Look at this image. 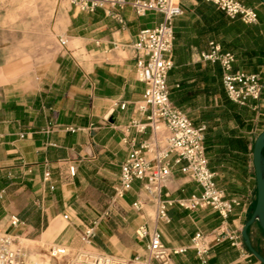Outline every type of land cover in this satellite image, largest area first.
<instances>
[{
	"label": "crops",
	"instance_id": "obj_1",
	"mask_svg": "<svg viewBox=\"0 0 264 264\" xmlns=\"http://www.w3.org/2000/svg\"><path fill=\"white\" fill-rule=\"evenodd\" d=\"M240 1L256 8L257 23L231 19L205 0L181 1L183 14L175 20L168 85L173 103L194 124L206 126V154L215 180L227 196L241 199L225 224L241 235L256 204L253 146L264 130V116L251 108L253 100L249 105L230 100L220 64L201 58L214 41L236 54V68L261 72L264 4L261 0ZM120 16L122 20L103 9L80 11L69 0H56L49 27L44 18L33 30L38 34L33 50L25 38L31 29L16 28L14 23L0 26L2 229L45 227L55 233L58 242L74 245L73 249L83 246L79 237L82 224L106 209L121 163L148 137L149 130L139 133L129 126L134 119L145 121L147 114L139 110L146 85L137 76V53L131 45L141 29L156 26L163 16L154 11L138 15L129 4L120 10ZM19 32L22 40L16 38ZM61 36L67 38L64 45ZM68 164L77 170L66 183L62 172ZM46 170L55 184L53 189L44 180ZM200 191L195 180L173 166L164 187L170 198ZM136 199L142 201L141 210L132 207ZM64 213H70L76 224L58 230L57 219ZM154 215L155 204L142 182L134 181L118 209L100 221L92 247L129 257L145 252L146 240L135 234L140 224L149 229L158 225L164 243L176 247L189 245L198 230L210 232L223 221L210 206L188 209L174 204L169 222L157 223ZM13 216L23 223L11 227ZM248 231L253 246L264 255V231L257 222ZM246 252L250 251L243 239L239 246L225 239L212 246L206 264H261ZM32 260L38 261V256ZM174 260L177 264L198 262L192 248L174 255Z\"/></svg>",
	"mask_w": 264,
	"mask_h": 264
},
{
	"label": "built area",
	"instance_id": "obj_2",
	"mask_svg": "<svg viewBox=\"0 0 264 264\" xmlns=\"http://www.w3.org/2000/svg\"><path fill=\"white\" fill-rule=\"evenodd\" d=\"M80 11L93 12L103 9L115 18L122 20L120 10L129 4L138 15L154 11L162 14V20L154 27L139 31L132 48L137 53V76L146 85L139 110L147 112L146 120H132L129 124L137 132L149 130V135L139 147H133L120 165V173L114 194L106 209L90 223L82 224L79 237L83 246L71 248L60 242H51L46 248L49 260L57 264L65 258L64 264H177L174 255L195 250L197 264H206L210 258L212 246L229 239L235 246L242 245L238 230L226 226V221L234 207L241 204L239 197L227 196L224 189L218 186L215 173L209 167L205 146L206 126L196 125L191 118L170 97L168 74L173 66L172 49L175 39V20L183 14L182 0H69ZM213 3L231 19H239L246 24L258 22L256 8L240 0H205ZM61 44H66V37H59ZM201 58L219 63L222 69V84L230 100L240 105H249L258 115L264 116V74L236 68V54L224 50L219 43L211 41L209 50L201 53ZM76 130L74 127H67ZM127 141V139H124ZM195 180L201 187L199 193L189 196L170 198L164 187L170 178L173 166ZM76 166L68 164L62 172V180L69 183L76 175ZM44 180H50V171L46 170ZM142 182L147 197L155 204L154 219L158 222H169V209L178 204L188 209L210 206L222 218V223L210 232L198 230L191 238L189 245L170 247L163 241V231L157 225L149 229L140 224L135 234L146 240L144 253L133 256H122L94 249L93 239L100 221L120 206L125 193L134 181ZM5 190L0 192V198ZM136 210L143 208L142 201L132 203ZM62 218L76 224L70 213ZM23 222L13 216L10 226L15 228ZM21 234L0 227V264H44L32 260ZM86 246V247H84ZM91 247V248H88ZM251 257V252H246Z\"/></svg>",
	"mask_w": 264,
	"mask_h": 264
},
{
	"label": "rangeland",
	"instance_id": "obj_3",
	"mask_svg": "<svg viewBox=\"0 0 264 264\" xmlns=\"http://www.w3.org/2000/svg\"><path fill=\"white\" fill-rule=\"evenodd\" d=\"M55 2L56 0H0V26H10L14 23L16 28L31 29L32 31L29 32L25 38L30 40L28 43L33 50V42L38 40V34L33 30L38 28V25L43 22L44 18H46V24L47 27H49ZM17 35L16 38L19 40L24 38L21 32ZM259 70L264 74V67ZM57 221L58 230L65 228L69 229L75 226L61 217H59ZM15 230L13 231L16 233L18 232L23 238H26L24 239V243L29 250L30 259H32V256H38V262L44 264H57L56 261L48 259L46 252L49 243L54 241L58 242L55 239V233H50L45 227L30 228L25 226L23 228H15ZM67 245L71 248L75 247L71 244ZM64 260L65 258L61 259L59 262L62 261L61 264H64Z\"/></svg>",
	"mask_w": 264,
	"mask_h": 264
},
{
	"label": "water",
	"instance_id": "obj_4",
	"mask_svg": "<svg viewBox=\"0 0 264 264\" xmlns=\"http://www.w3.org/2000/svg\"><path fill=\"white\" fill-rule=\"evenodd\" d=\"M261 1L264 4V0ZM253 163L257 189L256 204L251 216L245 221L241 229V237L251 254L255 256L261 264H264V255L253 246L248 231L249 227L255 222H257L264 231V130L255 138L253 146Z\"/></svg>",
	"mask_w": 264,
	"mask_h": 264
},
{
	"label": "trees",
	"instance_id": "obj_5",
	"mask_svg": "<svg viewBox=\"0 0 264 264\" xmlns=\"http://www.w3.org/2000/svg\"><path fill=\"white\" fill-rule=\"evenodd\" d=\"M259 30V29H258Z\"/></svg>",
	"mask_w": 264,
	"mask_h": 264
}]
</instances>
